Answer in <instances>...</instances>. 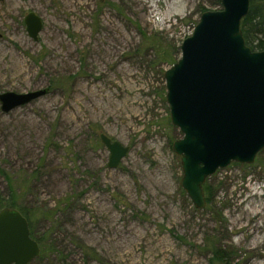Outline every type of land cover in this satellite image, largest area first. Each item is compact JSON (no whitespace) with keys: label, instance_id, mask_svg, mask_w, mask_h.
Returning a JSON list of instances; mask_svg holds the SVG:
<instances>
[{"label":"rangeland","instance_id":"1","mask_svg":"<svg viewBox=\"0 0 264 264\" xmlns=\"http://www.w3.org/2000/svg\"><path fill=\"white\" fill-rule=\"evenodd\" d=\"M218 8L219 0L0 1V94L49 89L9 113L0 103V168L25 183L23 203L51 248L45 264H86L81 244L99 255L90 264H264V150L208 178L202 210L181 187L172 150L183 135L164 72L202 14ZM30 12L43 21L38 41L25 25ZM101 134L129 147L116 169ZM0 191L8 193L1 173ZM214 243L225 262H212Z\"/></svg>","mask_w":264,"mask_h":264},{"label":"water","instance_id":"2","mask_svg":"<svg viewBox=\"0 0 264 264\" xmlns=\"http://www.w3.org/2000/svg\"><path fill=\"white\" fill-rule=\"evenodd\" d=\"M220 1L222 9L202 14L181 45V58L164 72L171 123L183 135L172 146L180 159V185L201 210L208 178L233 162L252 165L264 150V51L247 46L241 28L251 3ZM25 25L38 41L42 19L30 12ZM48 92L2 93L1 110L9 113ZM100 140L110 152L107 166L118 168L129 147L105 134ZM40 254L27 218L18 209H1L0 264H30Z\"/></svg>","mask_w":264,"mask_h":264},{"label":"trees","instance_id":"3","mask_svg":"<svg viewBox=\"0 0 264 264\" xmlns=\"http://www.w3.org/2000/svg\"><path fill=\"white\" fill-rule=\"evenodd\" d=\"M250 11L246 18L243 19L241 28L246 45L253 51H264V0H250ZM221 1L219 0V7H221ZM216 10H219L216 9ZM69 81V80H68ZM0 173L6 178L8 184V193L4 195L0 191V210L5 207L18 209L28 220L31 236L35 239L41 248L40 256L30 264H45L49 254L51 255V248L48 243L47 233H41L38 231L37 223L33 218L35 213L28 209L23 203V193L20 188L24 187L25 183L14 184V180L9 174L0 168ZM29 182V181H26ZM207 204L211 202V191L209 187L204 186ZM213 248L212 262L223 263L226 260L224 253L215 245H211ZM83 252L85 263L90 264L93 260H99V255L96 251L84 244L79 246Z\"/></svg>","mask_w":264,"mask_h":264},{"label":"bare ground","instance_id":"4","mask_svg":"<svg viewBox=\"0 0 264 264\" xmlns=\"http://www.w3.org/2000/svg\"><path fill=\"white\" fill-rule=\"evenodd\" d=\"M258 230H260V228H258Z\"/></svg>","mask_w":264,"mask_h":264}]
</instances>
